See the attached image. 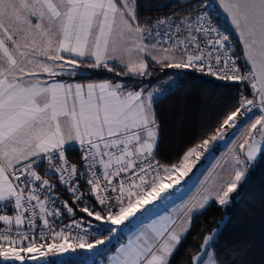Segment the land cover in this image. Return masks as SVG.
<instances>
[{
	"label": "snow or ice",
	"instance_id": "obj_1",
	"mask_svg": "<svg viewBox=\"0 0 264 264\" xmlns=\"http://www.w3.org/2000/svg\"><path fill=\"white\" fill-rule=\"evenodd\" d=\"M197 7L153 22L140 20L137 0H0V264H62L78 249H103L122 228L127 243L109 264H171L196 210L231 203L264 155V0H219L236 41ZM162 70L206 74L240 92L215 132L172 164L157 158L159 90L143 86ZM96 71L129 79H76ZM237 128L197 204L157 211L184 191L186 182L176 186L212 142ZM77 146L72 163L66 154ZM215 234L191 264H217L208 251Z\"/></svg>",
	"mask_w": 264,
	"mask_h": 264
},
{
	"label": "trees",
	"instance_id": "obj_2",
	"mask_svg": "<svg viewBox=\"0 0 264 264\" xmlns=\"http://www.w3.org/2000/svg\"><path fill=\"white\" fill-rule=\"evenodd\" d=\"M205 1L137 0L138 15L142 21L153 22L172 16L173 13H176L175 18L181 17L182 7L186 8L188 4L196 3L199 11ZM216 22L226 33L231 34L218 14ZM231 39L235 41L232 35ZM235 54L241 55L237 44ZM173 72L174 70L157 71L153 77L145 80L143 85L148 89L157 86V83L165 77H172L173 80L172 88L156 98L157 102L154 106L159 124L157 158L168 164L176 163L188 147L194 146L200 139L214 133L222 119L238 106L240 98L238 87L232 86L231 82L215 80L209 75L191 71L176 77L173 76ZM76 79L87 83L129 78L115 77L114 73L106 71H96ZM244 91L249 95L246 88ZM216 148L215 146L214 149ZM66 155L70 162H80L78 148ZM54 181L56 184L57 181ZM57 195L61 199H69V194L60 191L59 186ZM81 215L77 210L76 218L79 219ZM224 215H226L225 219L219 225ZM63 220L71 222V218L67 215ZM94 223L98 224V222ZM214 228H217V231L208 251L213 253L217 264H264V155L259 156L247 173L238 191L233 194L230 204L220 206L211 201L205 209L193 216L191 229L171 258V264H191V257L199 252L204 236ZM119 242L118 239L110 244V252L116 249ZM60 261L62 264L78 262L73 257Z\"/></svg>",
	"mask_w": 264,
	"mask_h": 264
},
{
	"label": "rangeland",
	"instance_id": "obj_3",
	"mask_svg": "<svg viewBox=\"0 0 264 264\" xmlns=\"http://www.w3.org/2000/svg\"><path fill=\"white\" fill-rule=\"evenodd\" d=\"M173 86V80H170V77H165L161 79L158 83L157 86H154L152 88H148L147 90L151 91L152 89L156 88L159 90L158 95L156 98H158L160 95L171 89ZM258 112H252L249 114V117L257 115ZM238 117V121L243 124L245 122V118L242 117L243 121H240ZM242 131V128H237L233 130V133L230 138L226 136V139L223 140L222 142H216V149L210 150L208 153H206L204 156L201 157V161H203V165L196 163L195 167L193 168L192 172L189 173L187 177L184 178L183 181H181V185H177L176 187H181L182 185L186 186L184 191L180 194V196L173 195L172 200L166 202L165 204H156V210L160 212H164L165 209L167 210L168 213H172L173 215H177L182 211L181 205L183 201L187 200L190 202L191 206L192 204H197L199 197L201 194H203L204 190L209 188L216 176L221 172V166L224 164L225 159H226V154L228 153L229 148L232 147V144L230 141H232L238 133ZM222 143V144H221ZM201 151H203L201 149ZM192 159H195L194 157ZM172 191V190H170ZM214 201V200H211ZM210 201V202H211ZM209 202V203H210ZM215 202V201H214ZM175 209V211H173ZM201 210H196V213L200 212ZM225 216L222 218L221 223L224 221ZM179 223V221H177ZM218 225V226H219ZM218 228V227H217ZM217 228H214L211 230L210 233L206 235H210L213 233L214 230L217 231ZM127 229L122 228V230L111 240L110 243L106 244L103 249H98L97 251L94 252H86L84 250L78 249L77 254L73 255H64L60 257V260L66 256L68 257H73L76 258L78 261L76 264H91L93 257L96 253L102 252L106 247H108L111 243L116 241V238H121V236H125L127 239ZM203 242V241H202ZM127 243V241H126ZM211 243V242H210ZM210 246V245H209ZM120 247V246H119ZM86 255H88V259L86 258ZM204 259H207L206 256L203 257Z\"/></svg>",
	"mask_w": 264,
	"mask_h": 264
},
{
	"label": "crops",
	"instance_id": "obj_4",
	"mask_svg": "<svg viewBox=\"0 0 264 264\" xmlns=\"http://www.w3.org/2000/svg\"><path fill=\"white\" fill-rule=\"evenodd\" d=\"M70 82V81H69ZM76 148H78V146L76 147ZM203 161H204V159L201 161H199V162H197L198 164H201L202 163V165H203ZM51 183H55V181L54 180H52L51 181ZM120 240V244L116 247V249L121 245V244H123V243H126V241H127V239H126V237L125 236H121V238H116V240ZM109 249V250H108ZM116 249L113 251V252H110V245L108 246V247H106L102 252H98V253H96L95 255H94V257H93V260H92V262H91V264H109V258L110 257H112V256H114L115 254H116ZM64 258H70V257H68V256H66V257H64ZM64 258H62V259H64ZM86 258L88 259V255H86ZM61 259V260H62ZM78 261H80V260H78Z\"/></svg>",
	"mask_w": 264,
	"mask_h": 264
},
{
	"label": "built area",
	"instance_id": "obj_5",
	"mask_svg": "<svg viewBox=\"0 0 264 264\" xmlns=\"http://www.w3.org/2000/svg\"><path fill=\"white\" fill-rule=\"evenodd\" d=\"M205 6H207V7H205ZM198 12H206L208 15H210V16L212 17L213 22L216 23V24H217V25H218V26H219L224 32H226V31L224 30V28L216 22L217 11H216L214 5L212 4V2H211L210 0H206V1L203 3V5L201 6V9H200ZM194 15H195V14H194ZM180 18H181V17H176L175 19H176V20H179ZM210 77H211L212 79H215V78L212 77V76H210ZM215 80H217V79H215ZM221 81H222V80H221ZM246 89H247V88H246ZM247 91L249 92V97H251V92H250V90L247 89ZM254 112L256 113V112H258V110H254ZM78 149H79V147H78ZM62 223H63V224H69V223H71V222L64 221V220H63V217H62ZM57 230H59V228H58ZM72 231H73V234H74L75 230L73 229Z\"/></svg>",
	"mask_w": 264,
	"mask_h": 264
},
{
	"label": "water",
	"instance_id": "obj_6",
	"mask_svg": "<svg viewBox=\"0 0 264 264\" xmlns=\"http://www.w3.org/2000/svg\"><path fill=\"white\" fill-rule=\"evenodd\" d=\"M212 2V4L214 5L217 14L219 16V18L224 22V24L226 25V27L228 28V30L230 31L231 35L233 36V38L235 39V41L237 40V37L235 36V34L232 32L231 26L229 24V22L225 19V16L222 12V10L219 8V0H210ZM238 45V44H237ZM239 46V45H238ZM240 48V47H239ZM216 146V142H213V146L211 147V150Z\"/></svg>",
	"mask_w": 264,
	"mask_h": 264
},
{
	"label": "bare ground",
	"instance_id": "obj_7",
	"mask_svg": "<svg viewBox=\"0 0 264 264\" xmlns=\"http://www.w3.org/2000/svg\"><path fill=\"white\" fill-rule=\"evenodd\" d=\"M243 118H244V117H243ZM239 119H240V121H243V120H242V117H240ZM233 130H234V129H226V131H225V136H227L228 138H230L231 135H232V133H233ZM219 141L222 142L223 140H219ZM219 141H216V142L220 143ZM221 144H222V143H221Z\"/></svg>",
	"mask_w": 264,
	"mask_h": 264
}]
</instances>
